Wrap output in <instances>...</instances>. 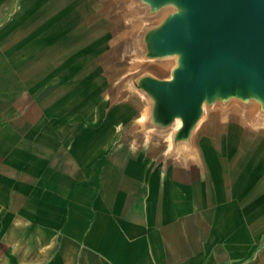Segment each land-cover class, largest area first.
Wrapping results in <instances>:
<instances>
[{"label": "crops", "instance_id": "0c3cea01", "mask_svg": "<svg viewBox=\"0 0 264 264\" xmlns=\"http://www.w3.org/2000/svg\"><path fill=\"white\" fill-rule=\"evenodd\" d=\"M22 6L26 33L0 40V264H264L260 122L224 103L176 154L117 147L142 110L112 43L130 3ZM66 169L99 186L86 204Z\"/></svg>", "mask_w": 264, "mask_h": 264}, {"label": "water", "instance_id": "95a60500", "mask_svg": "<svg viewBox=\"0 0 264 264\" xmlns=\"http://www.w3.org/2000/svg\"><path fill=\"white\" fill-rule=\"evenodd\" d=\"M145 1L177 10L148 38L150 56L179 55L171 77L137 82L155 99L157 123L181 118L176 142L190 138L205 101L239 96L264 105V0Z\"/></svg>", "mask_w": 264, "mask_h": 264}, {"label": "rangeland", "instance_id": "374dc122", "mask_svg": "<svg viewBox=\"0 0 264 264\" xmlns=\"http://www.w3.org/2000/svg\"><path fill=\"white\" fill-rule=\"evenodd\" d=\"M125 2L130 3L132 8L127 11L126 16L113 31L112 43L124 44L126 42L125 46L121 48V52L122 54L124 52L128 54L126 59L128 61V69L131 71L124 75L122 79H126L134 85V87L129 85V88L141 99L142 110L139 116L138 130L124 133L116 141V146L131 147L136 151H147L153 138H161L164 146L174 147L173 145L176 143L175 134L181 126L177 127L175 125L178 117L166 126L157 123L154 118L155 99L147 90L139 87L137 82L141 77L147 76L168 79L172 75L173 68L178 64V54L166 55L161 58L152 57L148 50L149 35L161 27L170 14L177 11L176 7L165 13L164 10L169 4L154 7L145 0H142V2L141 0H125ZM24 8L22 0H0V40L16 38L26 33V10ZM224 103H233L237 109H245L264 127L263 103L254 98L243 99L239 96H232L228 99L219 97L212 103L205 101L203 104L204 111L198 122L209 109L221 106ZM66 147L69 149L70 143ZM178 150V147H174L172 151L176 154ZM63 173L66 177L73 176L77 179L76 184L73 185L72 190L68 191V193L71 192V194L78 197L82 196L84 198L82 204H86L87 201L85 199L99 190V186L93 185L92 179L83 170L66 169L63 170Z\"/></svg>", "mask_w": 264, "mask_h": 264}, {"label": "bare ground", "instance_id": "6f19581e", "mask_svg": "<svg viewBox=\"0 0 264 264\" xmlns=\"http://www.w3.org/2000/svg\"><path fill=\"white\" fill-rule=\"evenodd\" d=\"M174 8H175V5H173V4H169L168 6H166L164 12L166 13V12H168L169 10L174 9ZM126 123H127V122H126ZM126 123H125V125H126ZM181 124H182V120H181L180 117H178V118L176 119L175 125L178 127V126H180Z\"/></svg>", "mask_w": 264, "mask_h": 264}]
</instances>
